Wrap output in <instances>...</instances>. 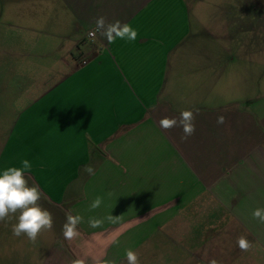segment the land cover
<instances>
[{
  "label": "crops",
  "instance_id": "1",
  "mask_svg": "<svg viewBox=\"0 0 264 264\" xmlns=\"http://www.w3.org/2000/svg\"><path fill=\"white\" fill-rule=\"evenodd\" d=\"M99 17L136 40H93ZM9 95L32 100L0 160L30 161L53 218L83 217L41 264H127L129 249L140 264H264V0H0L2 112ZM183 110L198 111L184 141L159 125Z\"/></svg>",
  "mask_w": 264,
  "mask_h": 264
},
{
  "label": "clouds",
  "instance_id": "2",
  "mask_svg": "<svg viewBox=\"0 0 264 264\" xmlns=\"http://www.w3.org/2000/svg\"><path fill=\"white\" fill-rule=\"evenodd\" d=\"M95 29L90 33V37L95 40L96 34L106 38L109 44L119 39H127L135 41L137 31L129 24L115 21L113 23L106 22L104 17H99L95 21ZM197 113L191 110H183L179 118L162 117L159 125L165 130H171L174 127H180L183 135L181 140H187L195 134V117ZM225 118L219 116L218 124H223ZM21 167H8L0 172V222L6 221L10 215L19 213L18 222L13 225L12 233L16 237L25 235L31 242H35L37 237L43 231H50L53 228V216L50 211L41 207L39 201L44 198V193L40 190L39 185L34 182L30 185V176L26 175L31 169V163L27 159L21 161ZM89 175H94V169L91 166L84 168ZM102 198L96 199L90 205V209H96L102 204ZM252 218L260 224H264V208H256L252 212ZM109 221L113 220L112 216L107 217ZM83 222V217L72 215L71 212L66 213V222L63 225V235L67 240H73L78 235V225ZM89 226L92 228L100 227L102 220L89 218ZM237 244L242 251H248L251 243L241 236L237 240ZM127 264H140L138 253L133 250H126ZM73 264H84L83 260L76 259ZM94 264H116L114 260L106 258H96ZM211 264H216L212 261Z\"/></svg>",
  "mask_w": 264,
  "mask_h": 264
},
{
  "label": "rangeland",
  "instance_id": "3",
  "mask_svg": "<svg viewBox=\"0 0 264 264\" xmlns=\"http://www.w3.org/2000/svg\"><path fill=\"white\" fill-rule=\"evenodd\" d=\"M20 98H24V102L17 103ZM32 96H12L9 95L5 104L8 107L7 112L0 111L2 115V127H0V155L2 153L3 146L7 140V137L12 131L13 122L15 121L18 113L20 112V107L26 106L31 103ZM15 162L12 160H0V171L5 170L8 167L14 166ZM18 215H10V217L4 221L0 222V242L1 239H8L10 246L15 248L24 246L26 249L21 250H10L7 255L6 252L1 253L0 251V264H41L45 257V249L47 250L51 242L60 236L63 224V218L56 214L53 218V228L50 231H43L37 240L33 243L25 235L16 237L12 233V227L18 222ZM22 244V245H21ZM2 245H0L1 248ZM3 247V246H2ZM29 248H31L29 250Z\"/></svg>",
  "mask_w": 264,
  "mask_h": 264
},
{
  "label": "built area",
  "instance_id": "4",
  "mask_svg": "<svg viewBox=\"0 0 264 264\" xmlns=\"http://www.w3.org/2000/svg\"><path fill=\"white\" fill-rule=\"evenodd\" d=\"M91 33V32H90ZM90 33H89V36H90Z\"/></svg>",
  "mask_w": 264,
  "mask_h": 264
}]
</instances>
